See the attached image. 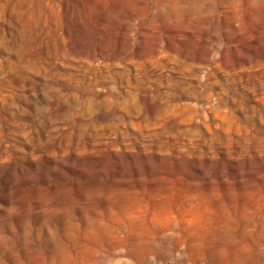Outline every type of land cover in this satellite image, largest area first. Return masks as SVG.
I'll return each instance as SVG.
<instances>
[{
  "label": "rangeland",
  "instance_id": "rangeland-1",
  "mask_svg": "<svg viewBox=\"0 0 264 264\" xmlns=\"http://www.w3.org/2000/svg\"><path fill=\"white\" fill-rule=\"evenodd\" d=\"M0 264H264V0H0Z\"/></svg>",
  "mask_w": 264,
  "mask_h": 264
}]
</instances>
